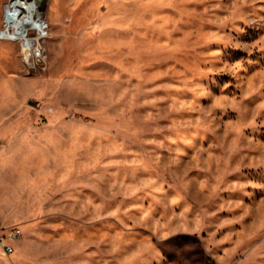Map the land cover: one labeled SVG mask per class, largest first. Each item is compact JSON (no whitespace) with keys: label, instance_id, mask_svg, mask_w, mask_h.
Masks as SVG:
<instances>
[{"label":"rangeland","instance_id":"rangeland-1","mask_svg":"<svg viewBox=\"0 0 264 264\" xmlns=\"http://www.w3.org/2000/svg\"><path fill=\"white\" fill-rule=\"evenodd\" d=\"M35 3L0 0V264H264V0Z\"/></svg>","mask_w":264,"mask_h":264},{"label":"bare ground","instance_id":"bare-ground-1","mask_svg":"<svg viewBox=\"0 0 264 264\" xmlns=\"http://www.w3.org/2000/svg\"><path fill=\"white\" fill-rule=\"evenodd\" d=\"M41 4L40 0H36V3L34 4V6L30 5L27 6V11L33 15V21L36 23V25H38V27L36 28L37 31L40 33L41 32V28H42V23H41V19L38 16V6ZM13 15H15L14 12H12L9 8L6 9V23H5V28L3 31H0V38H14L13 37V33L17 32L18 28H19V23H12L13 20ZM17 36L15 37L18 41H23L24 40V35L20 32H17ZM35 46V45H34ZM33 47L31 48H27L25 51V54H29L30 52L33 51ZM40 49V48H39ZM29 57V56H28Z\"/></svg>","mask_w":264,"mask_h":264},{"label":"built area","instance_id":"built-area-1","mask_svg":"<svg viewBox=\"0 0 264 264\" xmlns=\"http://www.w3.org/2000/svg\"><path fill=\"white\" fill-rule=\"evenodd\" d=\"M22 235V229L18 225L0 229V251L4 254H12L15 250L14 242Z\"/></svg>","mask_w":264,"mask_h":264},{"label":"water","instance_id":"water-1","mask_svg":"<svg viewBox=\"0 0 264 264\" xmlns=\"http://www.w3.org/2000/svg\"><path fill=\"white\" fill-rule=\"evenodd\" d=\"M40 1H42V0H40Z\"/></svg>","mask_w":264,"mask_h":264}]
</instances>
